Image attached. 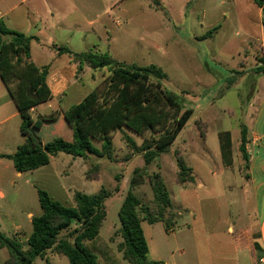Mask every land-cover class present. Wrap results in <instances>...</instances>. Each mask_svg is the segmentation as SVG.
I'll list each match as a JSON object with an SVG mask.
<instances>
[{
    "label": "rangeland",
    "instance_id": "374dc122",
    "mask_svg": "<svg viewBox=\"0 0 264 264\" xmlns=\"http://www.w3.org/2000/svg\"><path fill=\"white\" fill-rule=\"evenodd\" d=\"M114 1L119 3L121 0H93L91 14L89 11L86 14L93 21H99L94 32L100 35L105 30L99 23L104 24L108 20L107 29L110 37L116 38L115 43L109 48L107 43L100 41L99 34L93 32V36H88L83 42L79 34L72 47L84 52L89 51L92 45H99L102 52L109 53L118 61L140 66L158 65L168 74L163 86L179 99L184 108L193 109L192 118L176 142L149 165L145 164L141 154H135L127 161L126 156L131 150L123 140V132L127 133L123 129H116L112 134L114 160L94 155L76 158L61 153L45 171H35L33 176L27 173L20 178L14 176L13 163L7 161L11 168L0 166V179L8 195L6 210L11 213L13 209L20 220H24L21 211L26 207L40 215L39 189L66 206H75L76 192L91 195L106 189L111 196L105 202L106 220L100 230V238L111 248L114 254L112 261L130 264L119 250L123 242L119 233V210L136 169L148 174L160 172L173 202L166 218L174 222L175 230L170 234L165 232L161 222L155 225L142 223L149 246L147 259L178 264H223L232 257L229 248L224 247L232 241V235L227 232L229 220L236 221L237 226L247 221L243 212L240 216L242 206L238 203L233 206L229 201L237 202L243 195L241 186L247 170L239 149L241 132L243 128L248 130L251 127L252 116L258 110V106L250 107L249 103L254 94L256 74L262 75L256 69L264 54L260 51L253 53L244 41L247 28L238 16L242 8V2L238 0L192 1L186 13L189 18H185L184 10L191 0H161L176 24L169 21L167 9L163 7L166 15L154 0H126L106 16V6ZM63 3L75 8L72 21L82 20L80 13L85 11L83 0H65ZM217 23L222 25L218 33L203 40V36ZM37 61L49 62L50 59ZM82 70L78 71V87L70 92L72 95L68 96L65 104L76 103V98L104 88L110 75L107 68H89L91 72L86 75ZM19 121L17 118L0 125V154L10 155L18 144L24 143ZM227 131L232 134L233 144L234 167L230 170L222 167L219 139V134ZM128 134L138 145L142 144V138L130 131ZM96 144L100 146V143ZM178 154L192 168L195 183L185 186L177 183ZM11 179L15 181L14 187L8 184ZM28 180L33 182V186ZM223 183L233 185L234 191H224ZM133 193L144 205L154 208V194L148 181L135 187ZM253 207V203L248 204L249 210ZM77 227L73 224L61 236H67ZM0 232L9 236L6 230L0 229ZM19 235V241L26 248V236L22 232ZM98 257L102 264L108 262L99 254ZM6 258L8 251L0 249V264H4ZM35 264H69V261L53 249Z\"/></svg>",
    "mask_w": 264,
    "mask_h": 264
},
{
    "label": "trees",
    "instance_id": "16d2710c",
    "mask_svg": "<svg viewBox=\"0 0 264 264\" xmlns=\"http://www.w3.org/2000/svg\"><path fill=\"white\" fill-rule=\"evenodd\" d=\"M253 1L262 9L264 26V0ZM154 2L167 15L161 2ZM218 30L219 27L212 28L203 39L212 38ZM34 40L35 37L12 30L0 20V78L20 113V132L25 139L14 154L0 157L12 161L18 173H30L46 167L52 158L61 153L76 158L94 155L114 160V144L107 134L122 128H127L143 140L138 145L133 137L123 132V140L131 150L126 156L127 161L135 154H141L145 164L149 165L176 142L193 116V109L184 108L179 99L163 86L168 74L158 65L129 64L118 61L107 52H75L61 45L54 46L55 52L60 56H69L78 64V71L84 67L92 70L107 68L110 75L104 88L93 90L83 99L79 108L85 110V115L78 108L72 110L75 119L72 141L54 135V129L47 126L58 121L60 112L41 117L42 124L34 127L31 123V109L52 98L47 83L49 66L37 67L30 61ZM259 64L256 70L264 75V56ZM69 113H66L67 118ZM81 120L83 129L79 126ZM103 120L105 122L100 127ZM219 139L223 164L231 167L232 134L229 131L221 132ZM247 143L248 130L243 128L239 149L246 170L249 168ZM176 163L177 183L181 186L195 183L192 168L179 154L176 156ZM146 181L153 190L154 208L144 205L133 193L135 187ZM38 195L42 213L32 219V232L26 248L18 239L0 232V249L8 251L5 264H35L53 249L64 255L69 264H102L98 254L108 261L105 264H122L112 261L114 254L112 255L111 248L100 238V230L106 220L105 202L111 196L109 191L101 189L91 195L76 192L75 206H66L41 189L38 190ZM172 206V198L160 172L148 174L141 169L134 171L130 189L118 214L119 233L123 239L119 250L128 263L160 264L159 261L147 259L149 246L142 223L154 225L162 222L166 232H172L174 222L166 218V213ZM73 224L78 227L62 237V233L68 232Z\"/></svg>",
    "mask_w": 264,
    "mask_h": 264
},
{
    "label": "crops",
    "instance_id": "0c3cea01",
    "mask_svg": "<svg viewBox=\"0 0 264 264\" xmlns=\"http://www.w3.org/2000/svg\"><path fill=\"white\" fill-rule=\"evenodd\" d=\"M65 0H0V20H3L8 28L24 33L27 36L35 37L36 40L32 42L30 61L37 67L49 66V76L47 79L48 86L51 90L52 98L43 104H40L31 109V123L38 126L42 124L41 117H47L55 112H60V117L55 124L47 125L54 129L56 136L63 137L68 141L73 139L72 126L75 119L73 118L75 108L80 109V112L84 111L79 108L82 104L84 95L76 98V103L65 104L70 92L78 87V64L75 63L67 55H58L54 46H67L75 52H79L72 47V42L80 34L82 42L86 41L93 34H99L94 32V26L99 21H93L91 16L87 15L89 11L91 14L93 0H83L85 11L80 13L82 17L81 21H72L75 14V8L64 4ZM126 0H121L119 3L115 1L106 6V16L110 15L112 10H115L119 5ZM134 1V0H130ZM162 6L165 4L159 0ZM195 2L191 0L186 3L184 15L187 16L188 5ZM200 1V0H198ZM236 1V0H234ZM242 2V8L238 13L241 23L247 28L244 41L249 45L250 50L254 53L260 51L264 54V26L262 24L263 14L262 9L259 8L253 0H238ZM164 7V6H163ZM166 8V7H164ZM88 9V10H87ZM170 15L171 22L174 19L170 13V10L166 8ZM227 16L229 12H225ZM222 17H226L222 15ZM189 18V17H188ZM72 19V20H71ZM108 20L104 24L101 22L103 29L105 30L99 39L103 43H107L110 48L116 41L113 36L110 37L108 32ZM176 24V23H175ZM213 27L222 28V25L217 23ZM218 30V31H219ZM216 32V34L218 33ZM94 32V33H93ZM215 34V35H216ZM207 40V39H203ZM93 41V40H92ZM95 43V42H94ZM99 48V45H92L90 50ZM102 52V51H101ZM50 59V61L38 62L37 60ZM83 75L87 72H91L89 68H83ZM72 93V92H71ZM75 93V92H74ZM75 96V95H73ZM76 97V96H75ZM67 106V107H66ZM250 107L258 106V110L252 116L251 127L248 128V143L247 151L249 154V168L247 169V177L245 182L241 186L243 195L236 201H229V204H240V216L241 212L246 217V222L242 226H237L236 221L229 220L227 232L232 235V241L224 244V247H228L231 253V259L227 260L223 264H264V75L256 74V84L254 86L253 98L249 103ZM70 112V113H69ZM66 113L70 114L67 118ZM85 115V113H84ZM20 119L19 126L21 125L20 113L8 93L4 83L0 78V125L9 123L16 119ZM67 118V119H66ZM91 119V118H90ZM105 120L100 122V127L104 124ZM79 126L83 129L82 120L79 121ZM46 127V126H45ZM127 131V128H122ZM119 130V129H118ZM115 130L107 134L109 137H113ZM131 132V131H130ZM20 145L18 144L16 148ZM17 149L12 153L14 154ZM10 154V155H12ZM3 154H0L2 156ZM59 156V155H58ZM57 156V157H58ZM54 157L51 159V163L37 171H45L47 167L51 166L54 161ZM222 159V157H221ZM10 160L0 157V166L4 168H11ZM242 164H240L241 166ZM222 167L225 170H230L234 167H226L222 161ZM241 167H239L240 170ZM1 170V168H0ZM34 172L30 174L36 175ZM240 173V172H239ZM27 173H15V177L20 178ZM241 176H243L240 173ZM244 177V176H243ZM30 185L33 182L27 181ZM10 186H15V181L8 183ZM224 191H234V186L230 183H223ZM38 194V191H37ZM8 199V195L4 189V184L0 179V229L6 230L9 237L18 238L19 233H24L26 236V243L29 235L32 232L30 225H32V219L35 213L26 207L22 210L21 214L24 215V220L16 218V212L12 209L11 213L6 210L5 202ZM39 201V195H38ZM16 202V201H14ZM233 202V203H231ZM254 204L253 210H249L248 204ZM14 204V203H13ZM13 208V207H12ZM162 223V222H161ZM158 224V223H156ZM155 225V224H154ZM165 228V227H164ZM175 230V229H174ZM166 232V230H165ZM167 233V232H166ZM174 231L170 232V234ZM6 234V233H4ZM148 243V242H147ZM7 260V258H6ZM5 260V262H6ZM230 261V262H229ZM4 262V264H5ZM160 264H178L176 262H161ZM36 263V262H35ZM200 264V262L198 263Z\"/></svg>",
    "mask_w": 264,
    "mask_h": 264
}]
</instances>
